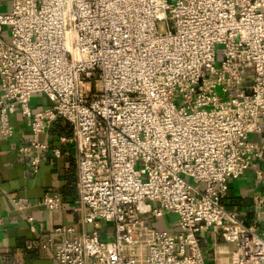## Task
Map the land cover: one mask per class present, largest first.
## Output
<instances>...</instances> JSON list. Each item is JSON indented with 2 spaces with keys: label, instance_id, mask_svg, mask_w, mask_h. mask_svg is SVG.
Segmentation results:
<instances>
[{
  "label": "built area",
  "instance_id": "built-area-1",
  "mask_svg": "<svg viewBox=\"0 0 264 264\" xmlns=\"http://www.w3.org/2000/svg\"><path fill=\"white\" fill-rule=\"evenodd\" d=\"M8 1L0 139L13 135L19 112L30 129L19 151L36 172L40 135L62 116L79 151L81 217L42 244L56 263L206 264L199 232L213 227L238 244L232 264H264L256 225L223 202L229 179L248 168L264 179V142L250 139L264 119V0ZM39 92L51 105L33 110ZM12 203L35 230L26 210H57L62 197ZM256 205L264 211L262 197ZM166 213L178 215L176 226H154Z\"/></svg>",
  "mask_w": 264,
  "mask_h": 264
},
{
  "label": "crops",
  "instance_id": "crops-1",
  "mask_svg": "<svg viewBox=\"0 0 264 264\" xmlns=\"http://www.w3.org/2000/svg\"><path fill=\"white\" fill-rule=\"evenodd\" d=\"M9 9V1L3 0L0 11ZM1 37L10 40V30L4 26ZM1 96V86H0ZM33 110L51 105L44 93H34L30 99ZM14 133L0 139V217L4 225L0 230V264H57L52 246L43 247L49 239V233L56 226L70 224L81 217L74 208L78 196V146L72 140L73 124L62 116H57L40 135L46 144L41 154L38 170L33 171L31 156L19 151L22 144L28 142L30 129L24 117L19 113L10 115ZM262 130L251 133L250 139L264 142V119ZM264 171V156L257 160ZM229 188L223 200L225 207L237 213L238 218L247 226L256 225L257 232L264 239V211L256 205L258 197L264 199V179H257L252 168H248L238 178L229 179ZM58 191L62 197L61 207L50 211L41 205L26 210L34 217L35 230L30 228L25 213L19 212L12 203L13 197L24 196L37 202L46 192ZM166 213L152 222L156 227H175L176 218ZM169 217L166 220V217ZM92 230L93 226H87ZM102 234L111 236L113 227L103 223ZM200 245L206 264H232V256L238 249L235 242L226 241L220 231L213 227L203 228L199 232ZM233 244L235 246H233Z\"/></svg>",
  "mask_w": 264,
  "mask_h": 264
},
{
  "label": "rangeland",
  "instance_id": "rangeland-1",
  "mask_svg": "<svg viewBox=\"0 0 264 264\" xmlns=\"http://www.w3.org/2000/svg\"><path fill=\"white\" fill-rule=\"evenodd\" d=\"M163 27H165V25L163 24V23H160L159 24V28L161 29V28H163ZM219 62V61H218ZM218 62H217V64H218ZM136 165L137 166H141L142 164L140 163V161L139 160H137L136 161ZM178 215L176 214V213H174V214H170L169 215V217H170V219L171 218H176ZM168 216L165 218L166 220H168V218H169ZM233 243V242H232ZM233 246H235L234 244H233Z\"/></svg>",
  "mask_w": 264,
  "mask_h": 264
}]
</instances>
